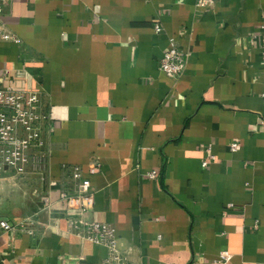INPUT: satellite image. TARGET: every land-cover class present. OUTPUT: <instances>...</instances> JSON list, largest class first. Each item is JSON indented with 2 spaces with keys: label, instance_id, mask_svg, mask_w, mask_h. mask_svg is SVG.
<instances>
[{
  "label": "crops",
  "instance_id": "1",
  "mask_svg": "<svg viewBox=\"0 0 264 264\" xmlns=\"http://www.w3.org/2000/svg\"><path fill=\"white\" fill-rule=\"evenodd\" d=\"M3 20L0 88L37 91L48 118L45 170L0 173V219L31 221L0 230V264L106 256L59 198L73 166L133 264H264V0H9ZM170 42L176 78L158 67Z\"/></svg>",
  "mask_w": 264,
  "mask_h": 264
},
{
  "label": "built area",
  "instance_id": "2",
  "mask_svg": "<svg viewBox=\"0 0 264 264\" xmlns=\"http://www.w3.org/2000/svg\"><path fill=\"white\" fill-rule=\"evenodd\" d=\"M9 0H0V41H18V38L7 29L3 20L4 7ZM214 0H195L197 8H205L212 5ZM264 29V24L261 26ZM155 31L160 28L155 25ZM264 54V53H263ZM187 62L186 54L173 42L163 52L159 60V70L165 75L176 78L180 75ZM264 100V90L261 94ZM48 118V115L40 111V97L37 91L18 89L12 87L0 88V173L12 172L15 175H24L29 170H45L47 155L43 150V141L40 124ZM239 148L237 143H231L230 149L235 151ZM207 158L202 162L205 166L213 159L207 149ZM98 170V166L90 168L91 173ZM149 177L154 178L155 173L149 172ZM71 177L76 183L73 193L60 192L59 198L64 200L69 209L78 212V217L72 222L73 229L77 230L86 240L103 245L107 252L100 264H133L119 250L117 238L113 226L109 223L87 218L93 209L94 198L90 181L82 175L79 166L71 168ZM43 206H49V200L42 197ZM28 218L13 222L8 219H0V230L8 232L17 227L30 226ZM31 232L30 228L26 229ZM230 259L227 251L219 253V262Z\"/></svg>",
  "mask_w": 264,
  "mask_h": 264
}]
</instances>
